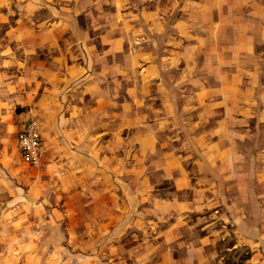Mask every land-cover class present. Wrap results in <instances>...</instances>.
<instances>
[{
	"label": "crops",
	"instance_id": "obj_1",
	"mask_svg": "<svg viewBox=\"0 0 264 264\" xmlns=\"http://www.w3.org/2000/svg\"><path fill=\"white\" fill-rule=\"evenodd\" d=\"M107 2L120 17L114 25L120 26L119 33L90 36L87 43L68 45L65 54L32 60L36 48L58 47L64 40L57 21L53 25L48 19L44 30L28 35L27 3L16 9L10 0H0V171L7 165L8 131L16 127L17 150L18 126L29 116L16 107L71 103L63 122L79 127V117L86 120L91 112L86 103H95L99 126L117 116L123 119V103H130L131 142L150 151L162 130H168L163 147L167 140L178 141L164 150L162 169L179 194L150 198L153 185L146 176L141 190L147 196L136 199L138 207L124 210L122 203H109L100 217L89 210L86 217L96 219L99 227L58 241L50 237L59 239L61 231L12 228L9 213L0 211V264H29V257L37 263L42 251L76 248L87 254L60 264H224L223 252L238 248L248 252L244 264H264V0ZM94 38L105 45L102 51L93 50ZM129 40L133 48L126 51L124 65L114 56ZM105 56L110 60L103 63ZM88 154H82L84 165L92 164L84 157ZM67 169L66 182L42 184L52 186L58 206L45 214L55 221L64 212L57 189H76L81 182L71 161ZM7 180L0 178L1 204L23 205V198L15 196L21 187L26 201L34 203L28 186Z\"/></svg>",
	"mask_w": 264,
	"mask_h": 264
},
{
	"label": "rangeland",
	"instance_id": "obj_2",
	"mask_svg": "<svg viewBox=\"0 0 264 264\" xmlns=\"http://www.w3.org/2000/svg\"><path fill=\"white\" fill-rule=\"evenodd\" d=\"M22 2L27 3V10L24 12V25L28 27V35L44 30V23L53 18L52 24L55 25L57 21L56 25L60 27L59 36L64 38V40H60V46L58 47L36 48L30 53V59L32 60L35 57L51 58L52 55L60 56V51L65 54L68 51L67 46L74 41L77 44H83L89 41L90 36L102 33L108 38L120 32V26H114L118 19L120 21V17L117 14L114 16V13L110 11V4L107 0H10V5L17 9ZM62 3L66 6L62 7ZM64 22L68 23V27L61 26V23L64 24ZM3 27L4 25L1 24L0 32ZM96 39L98 38L92 40V44L96 46L93 50L102 51L105 45L96 42ZM125 46L123 51L114 56L115 60L122 62L124 65L128 63L126 51L132 50L133 42L129 40L125 43ZM105 57L107 58L103 60V63L110 60L108 56ZM123 84L125 88V80H123ZM45 102L42 103V106L34 107V109H31V106L28 105L23 108H15L16 112L26 111L29 114L28 118L37 120L42 131L45 152L43 161L38 166H27L20 161L18 152L15 149L16 127L12 125L10 131H8L10 136L6 140L7 149L5 151L7 165L4 170L0 171V178L5 179L7 182V179H9L12 185L28 186L29 197L34 200V203L26 201L24 198L26 188L21 187L20 189L16 188L15 196H21V201L23 198V205H20V203H8L6 205L0 203V211L9 213V226L12 228L41 227L47 230L49 234L61 231L62 236L59 239H56L57 236H54V234L50 237V239L58 241L65 238L67 234L74 236V232H82L85 228L91 227L90 230H93V227H99L96 219L86 217L89 210H95V215L100 217L105 214L109 203L116 205L122 203L123 209L138 207L136 199L138 201V199L147 196L141 190V182L146 176L150 177L153 185L147 191L150 198L179 194V191L174 190L173 179L166 177L162 169V164H164L166 158V156L165 158L162 156L165 154L164 150L172 143L177 145L178 141L167 140L169 143L163 147L166 139H163L162 136L166 137L165 134L168 133V130H162L159 132L156 146L154 149L150 148L152 149L150 151H144L137 144L131 142L132 128L128 126L129 121L127 120V117L130 116V103H123V109H121L122 113L125 114L123 119L121 116H117L115 121L107 119L102 126L98 125L95 103H86L92 107L91 112H86V120L83 115L79 117L81 121L78 124L79 128L63 122L64 115L68 113V110L65 109L66 104L71 103ZM86 104L84 103V105ZM107 109L108 112H113L117 108H113L111 111L110 108ZM84 122L87 124H84ZM76 128L79 130H75ZM99 131L104 132L99 135ZM68 133H74L75 135L69 137ZM115 135H117V140L114 138ZM120 137H122V140ZM169 139L171 138L169 137ZM101 144L103 146L99 152L98 148L101 147ZM86 151L89 152V156L85 155L84 157L91 161V165L88 163L84 165L82 154H85ZM56 152L58 155H54ZM70 161L77 169L75 172L81 182L78 183L76 189H73L72 186L70 189L63 186L57 189V192H60L56 196L57 201L62 204L61 210L64 212H62L58 221H55L47 218L45 214L47 208V212L51 214L54 213V208L58 206L53 203V197H51L52 188L49 187L52 186L42 184L47 181L63 183L69 180L66 175L69 174L67 163H70ZM84 166L87 168L85 172L82 169L80 170ZM73 176L71 178L74 180ZM86 176H88L87 182ZM41 181L44 182L41 183ZM11 197H14L13 193ZM133 199L135 204L132 202ZM88 201L92 203L88 205ZM40 215L43 219L34 221ZM134 237V241H136L137 237ZM128 240H132L130 234L126 237L127 242ZM95 245L99 247L97 241ZM38 254L39 260H41L35 263V257H29V264H60L67 257L70 259L69 263H72V260L80 261L82 254L87 253L76 248L75 250L70 249V251L62 252L57 250L52 252L42 251ZM222 256L224 264H244L248 252L243 248H238L235 251L223 252Z\"/></svg>",
	"mask_w": 264,
	"mask_h": 264
},
{
	"label": "built area",
	"instance_id": "obj_3",
	"mask_svg": "<svg viewBox=\"0 0 264 264\" xmlns=\"http://www.w3.org/2000/svg\"><path fill=\"white\" fill-rule=\"evenodd\" d=\"M17 152L20 161L29 166H38L43 153L42 135L38 121L23 120L17 130Z\"/></svg>",
	"mask_w": 264,
	"mask_h": 264
}]
</instances>
